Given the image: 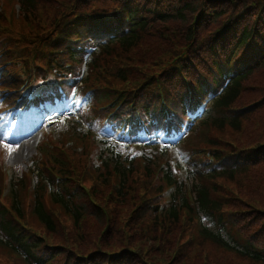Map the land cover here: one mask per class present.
Returning a JSON list of instances; mask_svg holds the SVG:
<instances>
[{"label": "trees", "instance_id": "1", "mask_svg": "<svg viewBox=\"0 0 264 264\" xmlns=\"http://www.w3.org/2000/svg\"><path fill=\"white\" fill-rule=\"evenodd\" d=\"M58 1L68 2L60 5L59 2L52 1V5L49 6L53 9V14H50V10L44 11L47 18L54 19L61 14L64 6L69 9L74 5L70 0ZM146 1H149L151 7L157 3L156 0ZM161 2L165 9L158 14L153 25L147 21V18L141 19L140 13L135 11L131 32L118 44H106L104 54L111 55L121 50L131 61L132 67H136V72L122 70L119 76L123 80H129L132 74L137 77L145 75L152 63L170 70L173 67L172 59L175 57H179L184 69L191 68L189 70L190 73L192 71L193 78L197 72L191 66L194 64L205 73H209V65L215 66V69L220 71V64H224L230 73L235 74L232 83L213 102L193 134L198 136L202 131L201 136L213 146L225 145L226 149L235 148L246 152L244 155L249 154L247 157L251 164L238 169L222 168L214 172H205L209 175H203L204 172L201 171L198 174L192 173L193 177H200L201 182H196V193L200 211L207 219V223L201 227L200 235L204 242L209 241L217 248L234 254L242 261L241 264H264V0H161ZM22 5L25 6L27 14L34 13L36 17L39 16L40 4L22 0ZM72 11H75V8L70 10ZM184 51H187L185 55ZM114 164L124 173L125 188L121 191L123 195L121 203H125V207L130 208L134 199L131 196L134 187L133 182H129V178L134 173V169H126L122 166L117 156ZM106 167L105 174L110 173L109 162ZM69 174L74 173L70 170ZM212 179L222 183H218L220 186L214 185ZM205 180L209 183L204 182ZM108 186L109 184L105 182L104 188ZM94 189V193L102 192L98 187ZM40 190L38 197L43 196L44 186ZM64 190L71 195V189L64 186ZM104 198L105 196L102 199ZM55 199L68 207V201L61 192L55 193ZM14 200H18L16 193ZM76 201L79 203L75 208L76 219L83 214L92 213L98 226L104 224L103 213L88 202L83 192L79 191ZM34 213L48 230L56 233L55 223L41 201L35 207ZM0 216L1 229L9 238V242L5 244L19 242L23 245L21 239L16 237L17 225L9 217V213L2 209ZM166 216L170 222L165 221V224L172 223L170 228L172 231L181 226L182 218L177 207L171 208ZM228 218L230 220H227ZM112 219L115 225L119 226L120 217L115 218L113 214ZM229 221L235 229L243 232V241L233 234L228 226ZM161 226L163 225L156 222L154 231L166 229V226ZM85 227L86 241H83L80 249L75 248L79 251L77 254L90 256L91 253L97 252L99 259L105 261V255H108L110 250L106 246L120 239L122 228L119 226L120 230L113 232L116 238L110 235L115 227L109 229L102 241L105 248L99 251L98 247L89 249L94 245L91 237L93 225L87 223ZM136 231L140 234L141 241L157 242V239L151 238L150 232L146 234L145 231H139L138 227ZM75 233L76 230L74 232L70 229L67 235L73 244L78 243ZM0 241L3 242L2 239ZM136 241L138 242L133 238L131 244ZM89 242H91L90 247H88ZM41 245H43L41 241L35 244L36 255L32 254L27 246H22L28 253L27 257L38 264L45 263L47 259V256L40 255ZM173 247L174 245L171 246ZM129 249L121 250L122 259L129 264L142 263L137 256L134 258V255L129 254L127 251ZM181 250L178 256L184 259L187 252L183 248ZM132 251L135 253L134 250ZM69 258L74 261L77 258L76 253L71 252ZM116 261L114 264H117ZM151 261L157 264L154 258ZM5 262L6 260L2 258L0 264Z\"/></svg>", "mask_w": 264, "mask_h": 264}, {"label": "rangeland", "instance_id": "2", "mask_svg": "<svg viewBox=\"0 0 264 264\" xmlns=\"http://www.w3.org/2000/svg\"><path fill=\"white\" fill-rule=\"evenodd\" d=\"M6 6V4H5ZM18 8V6H16ZM49 5L46 7V10L48 9ZM51 8V12H52ZM53 14V13H52ZM25 26H28L25 24ZM11 52V51H9ZM7 58L14 59L12 55H9ZM18 63H13L6 67V70H9L10 68L17 66ZM1 90V89H0ZM4 91V90H3ZM2 91V92H3ZM4 93V92H3ZM5 93H8L5 91ZM2 103V98L0 97V105ZM2 128H0V136H2L1 132ZM204 132V130H203ZM201 133H199L195 143H202L205 141L204 137L201 136ZM231 136V135H230ZM227 136V137H230ZM37 142H34L36 144ZM16 145H10L7 154L4 153V155H1L0 153V160L5 157L8 162H12L14 165V169L16 171V174L19 175L22 173V171H26L27 167H29L32 163L33 156L36 154L35 147L31 148V152L25 151V155L21 156L20 153H23V150L20 146H18L15 149H12L11 147ZM184 148V146H183ZM0 150H2V144L0 142ZM189 155V154H188ZM130 210L128 207H124L120 213V220L118 222V225L122 228L125 226L126 222L129 220L128 225L130 228L125 227V230L122 228V233L120 236V239L116 240L115 242H110L106 246V248L110 249L111 252H119L123 248L132 249L135 251L133 253L132 250H127L131 256L134 255L137 256L141 260L142 263L137 264H153L151 259L154 258L157 262V264H241V260H239L234 254L225 252L216 246L208 243L207 241L203 240H192L194 238V235L190 232V230L187 228L186 225H183L181 223V226L173 229V231L166 236L167 243L163 245V243L157 242H151L149 241H141L139 237V233L136 231L133 219L130 218ZM127 215V216H126ZM123 218V221H122ZM130 218V219H129ZM119 226L114 225L112 228H114L111 231V234L113 238H116V235L113 234V232H116L120 230ZM101 225L97 223L93 224V228L91 230V237L94 240V245L90 247L91 242H89V249L93 250L96 247H101L102 249L105 248V245L102 243V241L105 239L104 237L107 235L109 231H107L104 235H102L103 228H100ZM109 237V236H107ZM133 238L137 239L138 242H133V245L131 244ZM86 239V238H85ZM84 239V241H86ZM159 243V244H158ZM83 244V242H82ZM174 245L173 248L171 246ZM183 246V247H181ZM181 248L186 251V255L182 259V256H178V250H181ZM165 249V250H163ZM182 253V250L180 251V254ZM184 253V252H183ZM117 255H119L117 253ZM3 260H6L5 264H12L9 259L4 255V253L0 250V262Z\"/></svg>", "mask_w": 264, "mask_h": 264}, {"label": "bare ground", "instance_id": "3", "mask_svg": "<svg viewBox=\"0 0 264 264\" xmlns=\"http://www.w3.org/2000/svg\"><path fill=\"white\" fill-rule=\"evenodd\" d=\"M22 150H23V153L22 152L20 153V155H19L20 158H21V156H24L25 155V150L24 149H22Z\"/></svg>", "mask_w": 264, "mask_h": 264}]
</instances>
